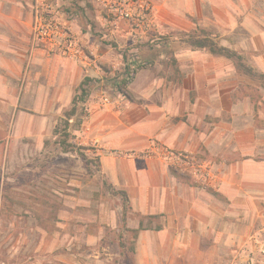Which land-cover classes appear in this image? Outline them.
Segmentation results:
<instances>
[{"label":"rangeland","instance_id":"rangeland-1","mask_svg":"<svg viewBox=\"0 0 264 264\" xmlns=\"http://www.w3.org/2000/svg\"><path fill=\"white\" fill-rule=\"evenodd\" d=\"M13 1L31 19L34 0ZM50 2L76 43L72 59L39 55L30 27L28 50L64 69V81L88 77V93L75 87L67 119L72 103L34 107L49 76H0V264H133L140 215L101 156L167 167L235 232L220 255L264 264V80L191 46L209 37L264 74V0ZM122 54L143 65L126 86Z\"/></svg>","mask_w":264,"mask_h":264},{"label":"crops","instance_id":"crops-1","mask_svg":"<svg viewBox=\"0 0 264 264\" xmlns=\"http://www.w3.org/2000/svg\"><path fill=\"white\" fill-rule=\"evenodd\" d=\"M31 20L21 3L0 2V76L17 78L22 72L28 77L49 76L51 82L47 85L39 81V87L32 88L37 94L34 107H66L71 104L72 92L81 81L62 80L64 69L56 65L48 70L45 66L50 60L42 59L44 52L39 50V57L28 50L30 39L25 32H30ZM51 57L63 58L54 54ZM36 64L40 65V72H36L39 68ZM107 161V157H100L101 169L109 177L111 186L124 190L131 211L140 215L132 229L138 228L142 218L148 221L147 226L142 222V229L133 240V264H230L220 252L234 250L235 232L218 223L219 216L208 207L202 191L190 188L189 198L186 187L163 165L127 163L124 166L115 161L112 166H106ZM97 240L92 236L85 239L88 245H95Z\"/></svg>","mask_w":264,"mask_h":264},{"label":"built area","instance_id":"built-area-1","mask_svg":"<svg viewBox=\"0 0 264 264\" xmlns=\"http://www.w3.org/2000/svg\"><path fill=\"white\" fill-rule=\"evenodd\" d=\"M31 43L43 52L69 58L75 51V41L60 22L50 0H34L32 5Z\"/></svg>","mask_w":264,"mask_h":264},{"label":"trees","instance_id":"trees-1","mask_svg":"<svg viewBox=\"0 0 264 264\" xmlns=\"http://www.w3.org/2000/svg\"><path fill=\"white\" fill-rule=\"evenodd\" d=\"M191 46H193L196 49H204L207 50L209 54L214 55V56H219V57H223L226 58L228 60H230L235 68L237 69H241L245 74H248L254 78H256L257 80L263 81L264 80V74H258L257 72L253 71V69L250 66L245 65L246 62V58L242 55L239 54L238 52H236L235 50H231L229 48L223 47L218 45L217 43H215V41H213L211 38L209 37H203V38H199L196 37L195 39H193ZM122 59L124 61V66H123V70L121 73V84H123V86L128 85L131 81L132 78L134 76V74L141 68H143V65L136 62V61H127L126 55L122 54ZM245 61V62H244ZM90 79L88 77H84L83 80L79 83V85L77 86L76 92L81 95V96H86V94L88 93L87 90V82ZM75 97H73V99L71 100L72 103V107L71 109L65 114V117L67 119H70L71 116H73L75 114ZM172 174L180 181H187L188 182V178L185 177L184 175L181 174H177L176 172H172ZM207 191L211 192L212 195H216L217 193H213V191H211L210 189H207ZM121 194H123V197L125 198V200H127L126 196H124L125 194L120 191ZM142 229V221L139 222L138 228L137 229H133L131 232L133 233V237H136L137 231Z\"/></svg>","mask_w":264,"mask_h":264}]
</instances>
